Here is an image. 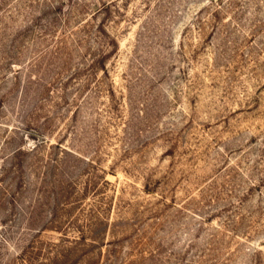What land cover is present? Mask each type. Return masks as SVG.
<instances>
[{
	"label": "rangeland",
	"instance_id": "374dc122",
	"mask_svg": "<svg viewBox=\"0 0 264 264\" xmlns=\"http://www.w3.org/2000/svg\"><path fill=\"white\" fill-rule=\"evenodd\" d=\"M0 264H264V0H0Z\"/></svg>",
	"mask_w": 264,
	"mask_h": 264
}]
</instances>
